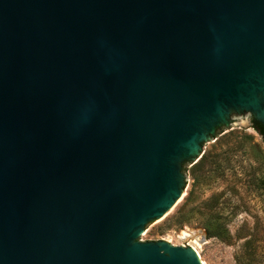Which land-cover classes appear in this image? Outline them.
I'll return each mask as SVG.
<instances>
[{
  "label": "water",
  "instance_id": "water-1",
  "mask_svg": "<svg viewBox=\"0 0 264 264\" xmlns=\"http://www.w3.org/2000/svg\"><path fill=\"white\" fill-rule=\"evenodd\" d=\"M248 113L264 0H0V264H202L138 237Z\"/></svg>",
  "mask_w": 264,
  "mask_h": 264
},
{
  "label": "rangeland",
  "instance_id": "rangeland-1",
  "mask_svg": "<svg viewBox=\"0 0 264 264\" xmlns=\"http://www.w3.org/2000/svg\"><path fill=\"white\" fill-rule=\"evenodd\" d=\"M251 119L233 115L217 129L203 169L183 164L182 197L138 240L192 246L204 264H264V142Z\"/></svg>",
  "mask_w": 264,
  "mask_h": 264
},
{
  "label": "trees",
  "instance_id": "trees-1",
  "mask_svg": "<svg viewBox=\"0 0 264 264\" xmlns=\"http://www.w3.org/2000/svg\"><path fill=\"white\" fill-rule=\"evenodd\" d=\"M251 127L257 131L262 141L264 142V131H263L262 125L258 121H256L254 118H252ZM206 160H207V155L203 153L201 157L198 159V161H196L195 163L191 165V169H190L191 173L194 174L195 171L199 169H203L206 163Z\"/></svg>",
  "mask_w": 264,
  "mask_h": 264
},
{
  "label": "bare ground",
  "instance_id": "bare-ground-1",
  "mask_svg": "<svg viewBox=\"0 0 264 264\" xmlns=\"http://www.w3.org/2000/svg\"><path fill=\"white\" fill-rule=\"evenodd\" d=\"M182 234L187 235V234L185 233V231H184V232L182 231ZM193 248H194V247H193ZM194 249H195V248H194ZM196 252H197V251H196ZM197 253H198V252H197ZM202 263L204 264V262H202Z\"/></svg>",
  "mask_w": 264,
  "mask_h": 264
}]
</instances>
